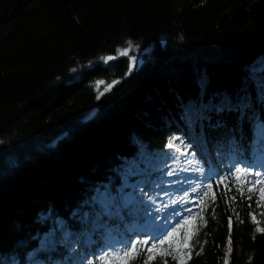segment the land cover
<instances>
[{"label":"trees","instance_id":"16d2710c","mask_svg":"<svg viewBox=\"0 0 264 264\" xmlns=\"http://www.w3.org/2000/svg\"><path fill=\"white\" fill-rule=\"evenodd\" d=\"M261 125L264 0H0V264H264Z\"/></svg>","mask_w":264,"mask_h":264},{"label":"snow or ice","instance_id":"6c2138e0","mask_svg":"<svg viewBox=\"0 0 264 264\" xmlns=\"http://www.w3.org/2000/svg\"><path fill=\"white\" fill-rule=\"evenodd\" d=\"M131 45V42H129V46ZM121 54H126V50L123 51ZM114 57L108 56V57H103L105 61L111 60ZM135 60L133 58V66H134ZM132 71V66L129 67V72ZM118 81H113L112 84L117 83ZM102 82H97V84H100ZM112 85H108V88H111ZM107 90V89H106ZM258 137H260L256 141V147L258 151H260L262 154H264V125H261L258 129ZM176 138H174L175 140ZM173 141H169V146L171 147L174 143ZM191 163V161H189ZM246 163V162H245ZM202 171V169H201ZM173 172H169L168 175H173ZM242 174L243 177L245 178V183H251L250 181L247 180L248 176L255 175L256 177H261V172L256 171L252 172L251 168H235L234 172L231 173L232 178H238V176ZM230 177L224 176L220 177V179L216 182L217 186L219 187L220 184L225 183ZM256 185H264V179H257L255 181V184H252L249 188L248 191L252 192L256 190ZM226 186V185H225ZM206 190L203 192V197L208 196V190L212 188V184H208L205 186ZM230 190V189H229ZM137 191V186H133V192L128 193L127 195L123 196V202L125 205L128 204H133L136 202L135 198V193ZM139 193L142 195H147L144 193L143 188H139ZM259 193H260V198L264 199V186L259 188ZM151 199V197H149ZM213 199H214V194H213ZM173 203H176V201H173ZM195 206V205H194ZM163 209H155L156 212L162 211ZM105 211H107V208H105ZM186 211L190 214L188 218L184 221L186 225L191 226L193 223L192 220V209H186ZM151 219V217H150ZM229 225H231V218H229ZM171 227L170 224H162L158 226V228L154 232H149L145 233V235L149 236L153 243L151 244L150 247H148L145 250V259L141 261V264H149L150 261H153L156 256H160L161 258L171 256V258L176 262V264H185V256L191 252V244L189 241L191 240L192 236L195 235V232L189 230L184 233L182 241L175 247H172L173 243V237L176 234L175 228H173L172 231H168V228ZM257 231L259 232H264V229L262 228H257ZM165 233H167L165 235ZM161 236H163V239H161ZM158 242V243H157ZM165 242H168L169 247L168 248H163L160 247L165 244ZM124 247L120 249L119 252H111V253H104L102 257L99 258V264H106V262L109 259L112 260H118L121 256L124 258H129L132 253L136 252L137 250V245L138 244H148V240H136V241H124ZM228 252H231V236H230V231H229V241H228ZM202 247V246H201ZM83 264V262H81ZM88 264H93L92 261H88ZM162 264H167L166 259H162ZM225 264H227V255L225 257Z\"/></svg>","mask_w":264,"mask_h":264},{"label":"rangeland","instance_id":"374dc122","mask_svg":"<svg viewBox=\"0 0 264 264\" xmlns=\"http://www.w3.org/2000/svg\"><path fill=\"white\" fill-rule=\"evenodd\" d=\"M130 57L131 58L133 57L134 59H136V61L140 59V56L137 53L135 54V56H131V54H130ZM164 160L169 161V163L172 162L167 167V174L169 172H173L175 174L177 171H181L183 169V167H184V164L182 162V157H181V155L178 152H173L172 154H169V158H167V156H165ZM165 197L166 196H163V195L162 196H160V195L156 196V198L159 201H160V199L165 201V199H164Z\"/></svg>","mask_w":264,"mask_h":264},{"label":"water","instance_id":"95a60500","mask_svg":"<svg viewBox=\"0 0 264 264\" xmlns=\"http://www.w3.org/2000/svg\"><path fill=\"white\" fill-rule=\"evenodd\" d=\"M130 52V49L128 50V53ZM124 55V54H123Z\"/></svg>","mask_w":264,"mask_h":264}]
</instances>
